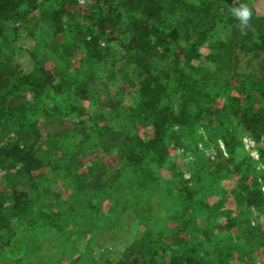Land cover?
<instances>
[{
    "label": "trees",
    "instance_id": "trees-1",
    "mask_svg": "<svg viewBox=\"0 0 264 264\" xmlns=\"http://www.w3.org/2000/svg\"><path fill=\"white\" fill-rule=\"evenodd\" d=\"M240 4L252 12L247 34L229 12ZM34 33L45 54L20 43ZM202 54L207 62L197 60ZM51 123L52 137L42 129ZM4 128L15 135L0 144V168L20 163L31 187L0 179V264H11L35 232L54 240L70 223L92 230L86 252L70 258L79 264L100 228L119 235L136 217L143 228L113 264H230L232 255L255 264L264 235L257 248L238 249L239 236L227 238L210 220L207 199L230 179L248 228L252 208L264 210V170L242 143L245 133L264 142V13L253 0H0ZM200 141L215 146L213 159ZM170 144L200 152V182L160 174ZM50 175L70 188L49 203L54 214L32 194ZM168 202L177 208L165 214ZM14 217L20 228L4 244Z\"/></svg>",
    "mask_w": 264,
    "mask_h": 264
},
{
    "label": "rangeland",
    "instance_id": "rangeland-1",
    "mask_svg": "<svg viewBox=\"0 0 264 264\" xmlns=\"http://www.w3.org/2000/svg\"><path fill=\"white\" fill-rule=\"evenodd\" d=\"M88 1L90 0H78L80 4H84ZM253 2L255 8L259 12L264 13V0H253ZM20 32H24V29L21 28ZM38 35L39 34L35 35V33L29 36L22 34L20 43L33 50L42 51L45 54L44 50L47 49L45 42L42 41V35ZM79 53L81 54V51ZM197 60L202 63L207 62V60L204 59L203 54L199 56ZM45 128L50 130L49 135L52 137L53 135L51 134H53L52 131L56 129V125L54 123L44 125L42 128L43 131H45ZM13 135H15V133L11 130L6 128L0 129V144L11 140ZM242 143L246 152L253 158L256 167L264 170V160L260 159V147H264L263 140H256L251 137V135H248V133H245L242 135ZM170 145L169 154L165 156L159 166L160 174L167 181L170 180V182H172L173 180V184L179 180V176L177 175L178 172L181 173L183 178L188 180V183L191 186L200 182V176L197 178L194 177V173L199 170L200 152L196 155L185 152L181 147H176L174 144ZM217 145L222 150H225L224 140L222 138H218ZM199 147L205 157L209 155L208 157L213 159L214 156H216L215 146L211 145L210 142L200 141ZM37 165L38 164L35 163L32 169L34 170V168H38ZM45 166V170H48L49 165ZM19 167L20 163L12 166L8 170L0 168V179L3 185L15 186V184H17L31 187L27 180V175H29V173H18L17 169ZM53 176L54 177L50 175L49 180L48 178L40 180L41 183H39V186L34 189L32 193L35 196L36 207L40 209V211L51 214H54L56 209L54 206H50L49 203L53 202V204H55L58 200H62L70 189L69 186L66 185L63 176ZM221 181L225 189L223 192L207 193L209 204L216 210L215 213H208L210 220L214 223H219L216 226L220 227L223 232L228 233L227 238L229 236H239L238 242L237 239H235L240 246L238 249L244 250L250 245L257 248L258 245H256V241L260 240L259 233L264 235V210L262 211L252 208L253 214L249 216V218H251L252 227L248 228L245 217L238 209V203L240 200L234 195V183L230 179H221ZM262 189L264 190L263 183ZM56 197H58V199H56ZM60 203L62 202L60 201ZM163 208L165 214L167 213L166 210L169 211L168 213H172L175 212L174 209L177 208V205H171L168 202V204H164ZM20 222L21 218L19 217L11 219L9 225L12 228L5 229V237L2 239L4 244L8 240H5L8 235L12 236L13 232L14 234L17 233V230L21 225ZM167 226L172 228L175 226V223L171 219H168ZM226 227L228 230H224ZM142 228V222L139 217L130 220L126 228L120 232L119 235L109 234L104 228H100L97 234L93 236V239L89 241V254H83L79 264H113L116 257L134 242ZM88 230L89 232H92V230L90 231V228L88 229L87 225L76 224L72 226V223H70L68 224L66 234H62L54 240H49L47 238L48 235H44L45 233L43 231H37L29 237L27 245L22 249L18 256L10 258L11 264H70V258L72 256H76L80 252H86L87 238L90 234L86 232ZM82 231H85V236L82 234ZM170 236L169 239H172L173 235L170 234ZM11 242L12 240L8 241V244L10 245ZM62 244L64 246L63 249H58V245L61 247ZM5 246L8 247V245ZM251 255L254 257H251L252 263L254 261L255 264H264V245L254 250ZM232 256L230 264H244V261L239 260L237 256ZM241 258L245 259L244 256Z\"/></svg>",
    "mask_w": 264,
    "mask_h": 264
},
{
    "label": "clouds",
    "instance_id": "clouds-1",
    "mask_svg": "<svg viewBox=\"0 0 264 264\" xmlns=\"http://www.w3.org/2000/svg\"><path fill=\"white\" fill-rule=\"evenodd\" d=\"M229 12L238 21L237 28L241 34H247L246 29L250 26L252 17L251 9L246 4H240L238 7H231Z\"/></svg>",
    "mask_w": 264,
    "mask_h": 264
},
{
    "label": "built area",
    "instance_id": "built-area-1",
    "mask_svg": "<svg viewBox=\"0 0 264 264\" xmlns=\"http://www.w3.org/2000/svg\"><path fill=\"white\" fill-rule=\"evenodd\" d=\"M212 156V155H211Z\"/></svg>",
    "mask_w": 264,
    "mask_h": 264
}]
</instances>
